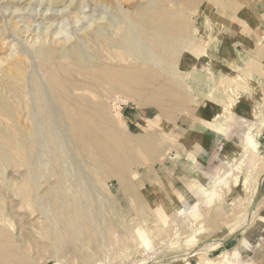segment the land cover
Segmentation results:
<instances>
[{"label":"rangeland","instance_id":"obj_1","mask_svg":"<svg viewBox=\"0 0 264 264\" xmlns=\"http://www.w3.org/2000/svg\"><path fill=\"white\" fill-rule=\"evenodd\" d=\"M48 1L0 0V41H4L0 67L9 54L11 58L28 54L22 84L8 76L0 82L15 90L10 98L6 94L10 110L0 113V130L13 136L12 141L0 138L8 151L7 160L0 158V264H203L207 259L217 260L223 252L231 254L234 264H264V64L261 76L251 72L244 67L249 55L241 52L246 57L240 56L232 71L192 67L196 58L209 62L201 49L202 39L213 47L224 36V31L217 36L215 27H211L203 13L218 23L220 17L211 12V6L229 0H204L176 15L181 32L192 37L190 48L197 50L188 52L190 49L186 48L182 58L172 62L178 73L156 77L138 70L127 74L118 69L116 88L105 85L98 93L94 92L97 104L82 108L87 115L86 141L79 138L76 126L53 99L60 133L51 140L41 131L37 110H33V95L27 96L32 75L36 72L34 78L38 81L44 78L34 48L46 42L40 43L36 33L59 28L53 38L72 40L74 34L80 35L96 22H106L103 29L111 32L121 28L124 13L134 16L135 11L125 0H59L57 5L44 9ZM145 1L132 0L137 5ZM39 2L42 3L38 5ZM251 3L245 0L247 7ZM172 7L170 11L175 9ZM50 11L54 15L48 21L44 17ZM60 14L64 15L62 20ZM74 16L80 20L76 21ZM200 26L206 27V31L200 30ZM225 32L232 35L229 39L232 42L235 32L228 29ZM256 32L259 35L251 46L242 44L237 48L251 51V57L262 62L264 28ZM222 52L229 54L225 47ZM29 67L33 68L32 75ZM44 81H40L42 87L47 83ZM191 86H197L200 95ZM45 89L49 91L47 85ZM203 93L219 103L220 114L215 122L228 138L223 145L221 142L206 145L204 150L194 145L189 150L193 140L204 138L199 134L191 138L189 130L193 127L188 123L204 121L212 126L204 119L209 115L212 118L206 109H218L205 101ZM32 120L35 127L31 124L27 128ZM33 129L36 151L23 155L15 150L19 143L17 130L30 139ZM251 139L258 144L259 158L254 168L261 166L259 174H262L253 172L236 189L235 177L250 169L244 162ZM256 177L260 188L251 208ZM53 192L65 201L62 208L59 196H50ZM172 196L179 200L181 210ZM66 210L74 213L78 226H69ZM248 214L250 221L230 234ZM216 238L224 239L218 247L209 248ZM199 240L202 242L198 243ZM243 243H246L244 251L234 256L235 247ZM202 246L206 248L203 254L194 253Z\"/></svg>","mask_w":264,"mask_h":264},{"label":"bare ground","instance_id":"obj_2","mask_svg":"<svg viewBox=\"0 0 264 264\" xmlns=\"http://www.w3.org/2000/svg\"><path fill=\"white\" fill-rule=\"evenodd\" d=\"M126 1H128L127 5H133L132 7L134 8L135 15L134 16H131L129 14L125 15L124 13L122 15L123 25L121 26V28L119 29L114 28L111 30V32H107L106 30L103 29V26L105 25H102V24H105L106 22H103V23L96 22V24H94L93 27L84 28V30L81 31L80 35L74 34V39L72 40H67V39L60 40L61 37L53 38L54 36L52 35L54 33L56 34L59 28L57 30L55 29L54 31L52 30L53 29L52 28L49 31L43 32L41 30L39 33H36L37 35L35 37L36 39H40L38 40L40 43L41 41L46 42V44L45 43L39 44L38 47L34 48V51H35V56L37 57V59L39 58L37 62L39 65V68L44 72V75H43L44 78L42 79H44L47 82L46 83L44 81L46 83L44 86L46 87L47 85L49 88V91H46L45 87H42V83L40 82L42 79L40 81H38L39 79L38 80L35 79L36 77L34 74L36 72L34 73L33 70L31 71V69L33 68L29 67L30 74L31 72H33L34 74L33 75L31 74L33 76L32 77L33 79H30V77L27 78L28 80L29 79L32 80L31 81L32 84L31 82H29V84H31V87H28V88H31V89H28L29 91L31 90V92H28L27 96H29V94L32 93L33 97L32 96L31 97L33 101L32 100L31 101L34 106V109L33 108L32 109L37 110L36 112L38 113V115L36 112H35V115L41 122V126H40L41 131L43 130V132L47 136L50 137L49 139L52 140L55 136L57 137L59 135L58 132L60 133V131H58V128H57L58 125L56 124L57 123L56 122L57 113L55 112L57 109H54L55 107L53 103L54 101L66 111L64 116H66L68 120L70 119L71 121L70 123H73V125L76 126V134L79 136V138L83 141H86V139L88 138V134H87L88 132L86 133L87 129L84 124L87 121V117H86L87 115H85L86 111H84L82 108L86 109L88 107H91L97 104V100L92 96V94L94 92L98 93L101 88L105 87V85H108L109 88L117 87L118 83L114 81H115L116 74H118V69H124L127 72V74L130 71L134 72L135 70H138V72H141V73L154 74L156 77H160L162 74L171 75L173 71H176L178 73V69L175 70L173 68L172 62L177 61L178 58L180 57L182 58L186 48L190 49L191 52L195 51L196 48L195 49L192 47L190 48V45H191L190 40H192V37L184 35L181 32L180 24L178 23L176 19V15L180 11H182L183 8H189L195 3H200L204 0H146L143 4H139V5L133 3L132 0H125V2ZM10 2H14V0H10ZM17 2H19V0H17ZM41 3L42 2H39L38 5H40ZM58 3H59V0H49L48 4L47 2H45L44 9H48L50 5H57ZM27 4H29V2ZM123 4L125 3L123 2ZM170 5L174 6L172 8H175V9L170 11V8H169ZM93 10H95V8ZM51 12L53 11H50V13H48L44 17V19H47L49 21V19L54 15V13H51ZM35 14H41V13L37 12ZM63 16L64 15L60 16L61 20L63 19ZM98 18L100 19V17H97L96 19ZM74 19L76 21H79L80 17L77 18V16H74ZM96 19L93 21H96ZM118 23L120 25V23H122V20L119 19ZM12 34L13 33H11V35ZM0 42H1L0 43V49H1L2 43H4V41H0ZM9 55L12 56L11 54ZM10 56L8 58H6V56L5 58L2 57L3 61L5 62H4V65H1L0 67V82L4 81L6 79L5 77L8 76L9 78L15 79L14 82H17L18 84H22L23 71L27 63L28 54L27 55L26 54L14 55L15 57L13 58H11ZM196 56H198V52L196 53ZM32 57H34V54L30 58L32 59ZM152 67H156L155 68L156 70L154 68L151 69ZM105 68L107 69V71H104ZM36 75H38V73ZM27 79H26V82H27ZM29 84L27 82L28 86H30ZM47 92H49L50 94H48ZM10 93H11V96L14 95L15 90L0 83V106H1L0 113L7 112L10 110L9 107L11 105L7 99V96L10 98ZM24 97H26V95ZM23 100L24 99H22V101ZM27 104L30 105V103H27ZM30 107H28V109ZM56 108H58V106ZM71 109H74V110H71ZM29 110H31V108ZM32 119H33V115H32ZM34 123L36 122L32 120V121H29V124L27 123V125L26 124L25 125L27 126V128L31 127V124L33 127H35ZM212 126H214L213 123H212ZM17 134H19V138H17L19 140V143H17L15 150L20 151V153L23 152V155L33 154L34 151H36L35 149L36 130L33 129V132L30 135V139L21 136V133L19 130H17ZM190 135H191V138H194L197 136V134H193V133ZM39 136L37 138L40 139ZM0 138L4 141L13 140L12 134L2 129L0 130ZM41 139H43V137ZM92 139H95V137ZM51 140L49 142H51ZM64 142H66V140ZM60 143H63V142L61 141ZM5 145L0 142V158L7 160L8 151L6 150L7 148H5ZM257 147H258V144L255 140L253 139L248 140L246 158H245L244 163L248 167H250V169L248 171H242L241 177H235L237 180L236 189H238V185H240L241 183L244 184L253 172H255L256 175L262 174V173L259 174V172L262 170L261 166L257 167V169L254 168L255 165L258 163V158H259ZM38 152L39 151H37V153ZM63 152H65L64 149H63ZM52 156H54L53 153H52ZM54 158L56 159V157ZM24 165L25 166L27 165L26 161ZM258 180L259 178L257 179V177L254 179L255 183L252 188V194L250 198L251 200L254 197V195H256L255 193H257V190L259 187ZM257 184H258V187H257ZM204 192L207 193L205 189H204ZM57 195L59 196V194H56L55 192L50 194L52 198H56ZM50 196H48L47 199H50ZM57 199L59 200V205L62 208L63 201H64L62 196L57 197ZM172 199L177 203V205L180 208L179 200L174 199L173 196H172ZM55 200H54V203H55ZM165 204L167 206V202ZM49 212L51 213V211ZM52 215L54 214L52 213ZM52 215H51V218L53 217ZM250 215L248 217L246 216L247 218H245V221H243L241 225L233 228L230 234L244 227V225H246L250 221ZM66 216L68 217L67 220H68V224L70 227L72 226L74 227L77 225L75 218H74L75 217L74 213H72L70 210H66ZM224 238L214 239L215 241L209 244V248L214 249L218 247ZM201 242L202 240H199L198 243H201ZM243 244H238V246L235 247V249L233 250L234 256H238L240 255L241 251H244L245 249L244 246L246 243H243ZM205 249L206 248L203 249V246H202V248H199V250L195 251L194 253L203 254L206 251ZM230 255L227 252H223L222 254L218 256L219 258L217 260H212V259L206 260L205 259L206 261L203 264H234L233 261L231 260V257H229Z\"/></svg>","mask_w":264,"mask_h":264},{"label":"crops","instance_id":"obj_3","mask_svg":"<svg viewBox=\"0 0 264 264\" xmlns=\"http://www.w3.org/2000/svg\"><path fill=\"white\" fill-rule=\"evenodd\" d=\"M230 1L231 0L223 4L220 1L219 3L213 4L211 6V12L217 14L220 17V21L218 23L211 20L208 17V14L203 13L207 18V20L210 22L211 27H215V30L217 31V36L218 34L220 36L222 34V31H224L223 33L224 36H222L220 42L216 43V45L213 47L209 45V41L207 39L206 40L202 39L203 46L202 47L200 45L199 46L204 52V55L208 57L209 62L206 63L202 59L196 58L194 63L192 64V67H198L199 65L201 67H208V66L221 67L223 70L232 71L234 68V64L239 62V59H241L240 56L246 57V55L243 54L241 55V52H244L249 55L247 57V60H245L244 62V67H246L253 73L257 72V74L261 76L260 69L261 66H263L264 64V57H263L264 51H261L262 52L261 57H263V60L262 62H259L255 58L251 57L250 54L251 51H246L245 48L240 50L237 47H239L242 44H244V46L246 47H249L248 45L251 46V44L255 41L254 39H256L259 35L256 31L262 30L264 28V3L261 2L260 0H251L252 2L251 5L247 7L245 4V0H236L237 2L234 1V3ZM254 28H256V30L254 31V33H252L250 30H253ZM199 29L202 31H206V27H201ZM226 29H228L229 31H234L236 34L235 37L232 38L233 39L232 42L229 40L231 39L232 35L227 34L225 32ZM204 35L207 36L208 34H204ZM224 47L229 51L227 52V54L229 53L228 55H225L222 52ZM189 51L191 50H188V52ZM216 60L217 61L220 60L221 65L218 64ZM194 87L196 93L198 94L201 93V91L196 89L197 86H191V89L194 90L193 89ZM201 96H203V98L206 99L205 101L207 102L209 101V103H211L213 106H217L218 109H214V107L206 109L211 112L212 115L211 119H209V117L204 116L205 121L206 122L210 121L211 123L214 124V126H207L204 121L202 123L201 122L188 123V126L193 127V130H189L190 132L199 134L200 136H202V138H204L201 140L199 139L193 140L191 145L188 147L189 150L191 147L193 148L194 145L198 146V148L200 147L202 150H204L208 145L211 144H218V143L220 144L221 142V145H223V143L227 142V138H228V134L222 132L218 127V124L215 122L218 115L220 114L218 112L220 109L219 103L215 101V99L213 98L209 99V97H207L208 95L206 96L204 95V93ZM210 149L211 147H209L208 153H211ZM196 159L199 160V157L198 158L196 157ZM198 181L199 180L197 179V182Z\"/></svg>","mask_w":264,"mask_h":264},{"label":"water","instance_id":"obj_4","mask_svg":"<svg viewBox=\"0 0 264 264\" xmlns=\"http://www.w3.org/2000/svg\"><path fill=\"white\" fill-rule=\"evenodd\" d=\"M260 185L258 187L257 193L253 198L252 204H251V208H254L255 204H256V200H257V196H258V191H259ZM228 238H226L225 240H227Z\"/></svg>","mask_w":264,"mask_h":264}]
</instances>
